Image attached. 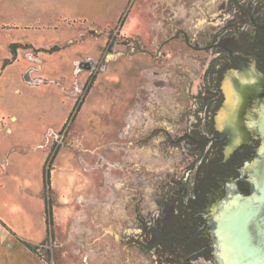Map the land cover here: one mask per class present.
Here are the masks:
<instances>
[{
  "label": "rangeland",
  "instance_id": "obj_1",
  "mask_svg": "<svg viewBox=\"0 0 264 264\" xmlns=\"http://www.w3.org/2000/svg\"><path fill=\"white\" fill-rule=\"evenodd\" d=\"M229 48L264 75V0H0V213L49 263L24 243L0 251L16 264H217L204 205L238 174L225 141L207 161L198 139L221 134L220 82L239 70Z\"/></svg>",
  "mask_w": 264,
  "mask_h": 264
},
{
  "label": "water",
  "instance_id": "obj_2",
  "mask_svg": "<svg viewBox=\"0 0 264 264\" xmlns=\"http://www.w3.org/2000/svg\"><path fill=\"white\" fill-rule=\"evenodd\" d=\"M242 62L243 69L230 68L223 73L220 88L225 100L215 111L217 114L214 115V125L215 129L221 131L219 137L229 138L225 136V122L230 114L239 109L241 114L237 123L243 127L245 136L242 137L239 129L238 135L231 142H226L222 150L224 158L221 161L225 160L239 142L252 138L246 133L245 124L251 128L253 136L261 139V146L257 156L255 155L251 163L246 162L247 169L241 172L253 181L254 190L251 193H230L226 197L213 193L204 205L205 214L210 219V226L206 231L211 232L209 236L214 237L213 240L217 242L214 251L217 264H264V100L260 102L259 99L251 101L242 98L235 82L238 80L242 84V91L249 96L258 88L264 90V75L262 79L258 78V74H262L254 68V61ZM254 101L257 102L252 105ZM237 176L222 175V189L238 187ZM219 187L216 186L217 189Z\"/></svg>",
  "mask_w": 264,
  "mask_h": 264
},
{
  "label": "flooded vegetation",
  "instance_id": "obj_3",
  "mask_svg": "<svg viewBox=\"0 0 264 264\" xmlns=\"http://www.w3.org/2000/svg\"><path fill=\"white\" fill-rule=\"evenodd\" d=\"M234 39H232V42L235 44V42L233 41ZM233 48H229V51L231 52L230 54V57H231V60H233V62H235L236 65H238L240 67V69H243V66H244V63L238 58V52H234L232 50ZM224 59V58H223ZM225 63V59L223 61ZM263 75H259L258 74V78L259 79H262ZM236 86L239 88V91L241 93V96L242 98H247L251 101L257 99H259V101H263L264 100V90L258 88L253 94L247 96L243 91H242V84L236 80ZM242 93L244 95H242ZM250 101V102H251ZM257 101H254V103L252 105H254ZM239 102V101H238ZM251 105V106H252ZM240 113V110L237 109V111L235 113H232L230 114V116L227 118L226 122H225V136H228L229 138H224V137H219V138H215V137H207L205 138V141H207V151L206 153L204 154V159L207 157V161L210 160L211 156L215 154L216 150L214 148H212L211 145H213V141L215 139H219L220 142L224 141L225 142H231V140H233L234 136L238 135V130L240 129L241 133H242V137L245 136L244 135V130H243V127L238 125L237 123V118L239 116ZM259 117V115H258ZM245 128H246V133L250 136H252V138H245V143L243 145V148L242 149H239L238 152L235 153L234 156H232L231 158H228V159H232L233 161V164L232 165H228L226 164L227 163V159H225V171L226 170H233L235 171L238 176H237V179L236 181L238 182V187H235V188H228V187H225L224 189H222V187L220 186L218 188V190L220 191V194L215 186V184H213V186L211 187L213 193L215 194H219V197H221V195H225L226 196H229L230 193H235V192H245V193H251L253 190H254V183L252 180H249L248 178H246L243 174H241V172H243L244 169H247V160L250 159L251 157L253 156H257L258 154V150H257V146L259 145V142H260V139H257V137L253 136L252 135V132H251V128L245 124ZM259 128V126H258ZM258 130V129H257ZM224 135V134H223ZM259 135V134H258ZM214 147V146H213ZM209 152V153H207ZM224 163V162H223ZM219 167L220 164H218ZM217 185V184H216ZM216 200H218L217 198H215ZM213 200V198H212ZM178 236V235H177ZM210 240V239H209Z\"/></svg>",
  "mask_w": 264,
  "mask_h": 264
},
{
  "label": "crops",
  "instance_id": "obj_4",
  "mask_svg": "<svg viewBox=\"0 0 264 264\" xmlns=\"http://www.w3.org/2000/svg\"><path fill=\"white\" fill-rule=\"evenodd\" d=\"M17 56H18V54H17ZM18 57L5 59L4 62H3L4 66L10 65V64H12V62L13 63L17 62L18 61L17 60ZM7 60H9V63H6ZM34 61H36V60H32V58L30 59V62H32V63ZM32 63H30V65L27 66V68L21 73V75H19V78L22 81L24 79V76L27 75V73H28L27 79L25 78L27 81L26 80H23V81H24V83L26 82L27 84H30V85L33 84V83H31L32 81H37L38 79H42L41 77H32V74H33V71H34V66L32 65ZM0 227H1L0 247L3 244H7L8 246H10V248L14 247L17 243H20V244L23 245L22 239H20L18 237L17 233L11 227L10 223L3 217V215H1V213H0ZM30 243L33 244V245H39L37 242H30ZM29 251H31V250H29ZM29 253H32V255H35L34 257H39L33 251H31ZM8 256H9L8 253L0 251V264H7V260L8 259H9V263L8 264H16V261L13 263L11 261V258H9Z\"/></svg>",
  "mask_w": 264,
  "mask_h": 264
},
{
  "label": "trees",
  "instance_id": "obj_5",
  "mask_svg": "<svg viewBox=\"0 0 264 264\" xmlns=\"http://www.w3.org/2000/svg\"><path fill=\"white\" fill-rule=\"evenodd\" d=\"M30 47H32V46H30ZM13 54H14V57L13 58H16V56H17V51L16 50H13ZM6 63H9V60H7L6 61ZM198 141H200L201 142V145L202 146H204V145H206L207 144V141H205V138L204 139H198ZM192 201L193 202H198V200L196 199V196H194V197H192ZM46 204H47V206L50 204V201H49V198H48V196H47V198H46ZM49 207H50V205L48 206V209L46 210L47 211V213H49L50 214V210H49ZM47 228H48V237H50V235H52V231H51V228H50V224H51V220H50V216H48V218H47ZM22 242L31 250V251H33L34 253H36L38 256H40L43 260H45V257H43V255H41V254H39V246L38 245H33V244H31V243H29V242H26V241H24V240H22ZM42 244H44V243H42ZM45 262H47V263H49L48 261H46L45 260Z\"/></svg>",
  "mask_w": 264,
  "mask_h": 264
}]
</instances>
